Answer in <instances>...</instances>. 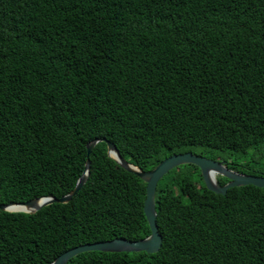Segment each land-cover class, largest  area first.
Here are the masks:
<instances>
[{"label": "trees", "instance_id": "16d2710c", "mask_svg": "<svg viewBox=\"0 0 264 264\" xmlns=\"http://www.w3.org/2000/svg\"><path fill=\"white\" fill-rule=\"evenodd\" d=\"M97 138L144 171L192 152L263 176L232 155H264V0H0V204L68 195ZM90 160L71 202L0 210V264L151 235L147 185L106 143ZM176 170L157 189L158 253L68 264H264V189L219 195Z\"/></svg>", "mask_w": 264, "mask_h": 264}, {"label": "water", "instance_id": "95a60500", "mask_svg": "<svg viewBox=\"0 0 264 264\" xmlns=\"http://www.w3.org/2000/svg\"><path fill=\"white\" fill-rule=\"evenodd\" d=\"M101 143L108 146V155L116 161L124 170L138 176L146 186V200L144 204V212L148 220L151 235L140 241H128L123 238L113 241L98 242L94 244H86L71 249L59 256L51 264H68L71 259L87 252H107V253H140L156 254L160 251L163 244V237L160 234L157 223L156 194L159 183L171 171L185 165L197 166L201 172L207 189L219 195H226L232 188L246 187L249 185L264 189V176H251L241 174L229 169L225 162L211 160L204 156L196 155L192 152L176 154L168 157L161 162L156 168L150 171H144L138 166L133 165L124 159L116 147V145L106 138H97L87 144V162L81 177L79 178L75 189L62 198L47 196L37 198L21 204H0V210L10 213L35 214L43 208L53 204H67L84 188L91 172L90 156L94 149ZM224 177L229 180L225 186H222L218 177Z\"/></svg>", "mask_w": 264, "mask_h": 264}, {"label": "rangeland", "instance_id": "374dc122", "mask_svg": "<svg viewBox=\"0 0 264 264\" xmlns=\"http://www.w3.org/2000/svg\"><path fill=\"white\" fill-rule=\"evenodd\" d=\"M261 155V156H260ZM260 155H257L256 156V161L252 162V161H248L247 159H243L242 155L240 154H237V155H232V158L234 159H237V160H240V163L242 165H248L250 166L252 169L254 170H258V172L260 173V175H263L264 176V155L262 153H260ZM250 156V154H249ZM248 156V157H249ZM242 159V160H241ZM220 162H224V161H220ZM180 170V169H179ZM178 170H176L175 172L171 173V174H168L161 182H160V185H162V183L164 181L167 180V178H170L171 176H173L175 173L177 174ZM194 179L198 180L199 178L197 177H194Z\"/></svg>", "mask_w": 264, "mask_h": 264}]
</instances>
